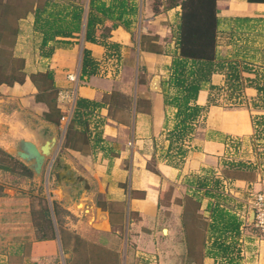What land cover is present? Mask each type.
I'll use <instances>...</instances> for the list:
<instances>
[{"label":"crops","instance_id":"crops-1","mask_svg":"<svg viewBox=\"0 0 264 264\" xmlns=\"http://www.w3.org/2000/svg\"><path fill=\"white\" fill-rule=\"evenodd\" d=\"M38 1L0 0V71L10 76L18 67L22 78L0 77V149L15 155L20 140L40 148L54 139L46 159L54 158L57 185L70 190L60 188L62 201L92 218L89 229L107 245L109 256L99 253L97 264H128L133 249L145 255L141 264H264V233L251 223L242 227L238 215L251 219L243 203L250 192L264 191V148H256L264 141L253 138L252 111L209 105L185 142L183 161H165L176 112L166 97L175 92L168 80L178 54L179 1L125 0L127 27L110 19L97 26L98 39L109 46L84 37L89 0H80L79 31L42 45L45 36L34 26ZM216 9V56L247 66L240 72L245 79L264 73V1L216 0ZM83 49L96 61L90 75L80 72ZM100 61L117 64V74H97ZM47 72L52 80L45 84ZM70 72L77 84L67 79ZM210 80L224 88L226 75L215 72ZM67 89L75 100L95 104L84 127L71 122L75 100L57 98ZM208 95L200 89L195 103L205 106ZM243 95L252 100L257 90L246 85ZM216 204L224 218L240 222L238 233L212 212ZM60 242L69 245L65 237ZM58 244L55 238L34 241L31 255L50 256Z\"/></svg>","mask_w":264,"mask_h":264},{"label":"trees","instance_id":"trees-1","mask_svg":"<svg viewBox=\"0 0 264 264\" xmlns=\"http://www.w3.org/2000/svg\"><path fill=\"white\" fill-rule=\"evenodd\" d=\"M181 5L180 23L177 34L178 54L173 58L171 65V75L169 84L175 88V92L171 96L166 97V101L176 108L175 123L173 128L168 132L169 147L166 153L165 161L167 163H181L186 154L185 142L191 137L198 118L203 115L209 105L218 104L217 96L226 90L228 98L231 101H239L243 103L245 97L243 88L251 85L256 88L257 96L250 100L253 107H257V103H264V73L256 75L254 78L245 79L241 76V70H249L245 65L240 68L237 63L231 62L224 58L216 56V38H217V9L216 0H176ZM249 2H263L264 0H247ZM83 2L80 0H40L34 8L36 30L41 32L45 37L43 44L48 39L55 36H70L73 32L79 31L83 13ZM71 6V9L69 8ZM125 0H111L109 4L102 0H89L88 12L85 23L84 37L87 41L100 42L106 46L109 43L101 37H97V26L105 19L122 22L127 27L129 21L124 19ZM65 16H69V20H65ZM6 51V52H5ZM1 51L5 59L11 56L10 51ZM51 50L44 52L49 55ZM4 61V60H3ZM19 62H16V65ZM18 66V65H17ZM96 61L90 57L89 51L82 50L80 72L90 75L94 73ZM15 74L7 76L0 71V77H10L22 80L18 73V67L14 69ZM224 72L226 75L225 87H218L211 84V75L215 72ZM34 82L37 80L31 77ZM45 84L48 80H52V73L47 72L43 79ZM207 88L209 91L207 103L200 106L195 103L198 91ZM95 104L84 99H76L75 106L71 118V122L87 125L88 109ZM260 105V104H259ZM250 108V107H249ZM51 112L60 116L58 110L50 106ZM49 117V116H48ZM58 123V122H57ZM264 124V116L259 115L254 118V135L259 137L261 129L260 125ZM86 132L87 129H84ZM0 152L6 158L14 160V163L20 167V174L25 177H32V171L14 156L6 153L2 149ZM3 170L14 171L15 167L0 163ZM156 171V170H155ZM207 181H198V187H204ZM209 195L219 197L218 194L206 192ZM220 203V202H219ZM54 214L56 215V207L54 203ZM212 212L223 221L228 228H237L240 222L235 223V219L229 217L224 218L225 210L216 204L212 207ZM44 220L39 225L40 234L35 237V241L48 240L55 238L54 223L51 218L48 206L43 207Z\"/></svg>","mask_w":264,"mask_h":264},{"label":"rangeland","instance_id":"rangeland-1","mask_svg":"<svg viewBox=\"0 0 264 264\" xmlns=\"http://www.w3.org/2000/svg\"><path fill=\"white\" fill-rule=\"evenodd\" d=\"M217 100L218 104L225 108L250 107L254 118L259 115L264 116V103H257V107H252L250 100L242 101V104L239 101L234 103L228 98L226 90L217 96ZM259 128L261 129L259 137L254 135L253 138L263 142L264 124ZM255 142L254 146L257 144ZM257 145L259 146L256 148H264V143L258 142ZM12 156L21 161L17 156ZM52 159L54 158L46 159L39 175L32 172V177H25L20 174V167L14 163V160L6 158L0 152V163L15 167V170L11 172L0 168V264H97L96 259L99 253L109 256L103 237L89 229L92 218L78 212L74 202L62 201L60 188L65 191L70 190L57 185L52 173L53 166L50 165ZM82 202L80 201L81 204ZM45 205L48 206L54 222L55 239L59 243L58 250L50 256L34 259L31 255V244L40 234L38 224L44 220ZM56 216L59 218L58 223H56ZM64 237L69 247L61 246L60 241ZM132 254L128 264H141L145 261L140 258L145 256L140 251L135 255L133 249Z\"/></svg>","mask_w":264,"mask_h":264},{"label":"built area","instance_id":"built-area-1","mask_svg":"<svg viewBox=\"0 0 264 264\" xmlns=\"http://www.w3.org/2000/svg\"><path fill=\"white\" fill-rule=\"evenodd\" d=\"M117 64H111L107 61H100L97 64V74L102 76L112 77L117 74L118 70ZM67 79L71 82L78 83V76L74 72H70L66 75ZM57 98L62 103H73L75 100V94L67 89L60 90L57 93ZM66 116H62L61 119H65ZM92 125V123H91ZM95 125V124H94ZM93 131L94 128L92 127ZM235 139V138H234ZM233 138H230V143L234 142ZM243 208L251 211V219H248L246 214L239 213V217L242 219L241 226H246V224H250L255 228V230L263 234L264 233V191L259 190L256 192H250L246 197L245 202L243 203Z\"/></svg>","mask_w":264,"mask_h":264},{"label":"water","instance_id":"water-1","mask_svg":"<svg viewBox=\"0 0 264 264\" xmlns=\"http://www.w3.org/2000/svg\"><path fill=\"white\" fill-rule=\"evenodd\" d=\"M54 139L46 141L40 148L28 140H20L19 145L14 149V154L35 174L39 175L42 171L46 156L50 153ZM57 177V175H55Z\"/></svg>","mask_w":264,"mask_h":264}]
</instances>
